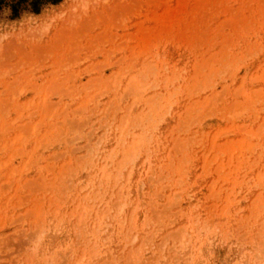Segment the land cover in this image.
<instances>
[{"label":"rangeland","instance_id":"1","mask_svg":"<svg viewBox=\"0 0 264 264\" xmlns=\"http://www.w3.org/2000/svg\"><path fill=\"white\" fill-rule=\"evenodd\" d=\"M0 6V264H264V0Z\"/></svg>","mask_w":264,"mask_h":264},{"label":"trees","instance_id":"2","mask_svg":"<svg viewBox=\"0 0 264 264\" xmlns=\"http://www.w3.org/2000/svg\"><path fill=\"white\" fill-rule=\"evenodd\" d=\"M3 1H4V0H0V6L2 5ZM43 1L46 2V3H50V4H57V3H59L61 0H35V1H33V2L30 4L31 8L33 9V11H34L35 13L38 12V7H37V6H38L41 2H43ZM24 2H26V0H18V3L16 4L15 8L13 7V12H14V14L17 13V10H16L17 6H18V5H21V4L24 3Z\"/></svg>","mask_w":264,"mask_h":264}]
</instances>
